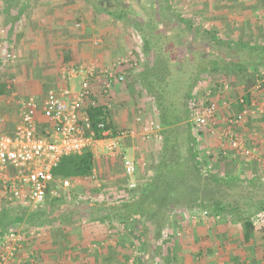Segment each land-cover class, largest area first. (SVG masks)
<instances>
[{"label": "crops", "instance_id": "obj_1", "mask_svg": "<svg viewBox=\"0 0 264 264\" xmlns=\"http://www.w3.org/2000/svg\"><path fill=\"white\" fill-rule=\"evenodd\" d=\"M232 6H228V8H232ZM256 8L259 7H251V9ZM67 10L69 11L65 16L69 18L72 14H74L72 18L80 14L76 7H69ZM239 10L241 11V9ZM24 11V2L16 4L11 3L10 0H0V83L5 85L4 92L0 94V117L4 120L2 132L6 134H11L19 123V103L24 100L22 97L32 96L41 102L48 88L67 87L76 90L73 81L77 78L66 81L59 79L58 72L61 66L73 63L80 66L92 65L97 70H110L124 56L113 53L119 52L129 45L127 39L114 37L110 40V48L106 49L107 52L101 45L94 54L87 55L79 48L83 45L81 42L86 40L74 38L78 35L74 32L73 27L67 26L65 23L62 24V22L53 23L51 18H44L42 15V18L36 22L32 18L30 23H24V19L21 18ZM74 11L76 13H73ZM59 19L61 20V17ZM246 21V18L240 20L242 27ZM212 34L231 45V41H224L214 33ZM234 44L238 45L239 43ZM233 46L235 45L230 47L233 49ZM245 46L248 47V45ZM260 46L263 47L262 44ZM61 48H67L66 55L61 51ZM226 50L224 49L222 52L225 57L227 56L226 58L233 56V60H235L233 62L246 63V61L236 60L237 56L248 53L246 49L241 53L237 49ZM10 51L16 53L15 61L9 65L10 67L1 66L3 56ZM155 53V49L148 52L144 49L136 52L133 50L128 63L121 67L117 66L113 70L116 74L131 75L139 88L134 89L135 83L126 82L125 78L122 84H113L109 93L111 108L108 114L112 129L135 132V136L120 140L122 152L125 156L137 161L139 165L142 162L145 163V166L139 168L136 175L138 185L144 181L142 177L152 175L153 165L151 166L149 162L154 161L156 157V144L150 141L141 144L137 137L141 124L135 122L139 116H141L142 122L151 117L158 121L155 102L145 91L141 90L139 84L141 73L146 68L151 69L155 64ZM214 54L212 48H209L204 54L197 53L195 57L193 56L190 63L191 66L195 64L198 66L202 72L200 77L208 74L209 63L213 60ZM255 56L251 55L252 58ZM225 66L221 67L225 69ZM228 66L230 67V65ZM177 69L176 67L175 71ZM258 70H264V66L258 67ZM251 73V70H247L248 75ZM128 80L130 81L131 78ZM233 80V83H228L229 89L223 97L236 110L234 102L238 97L235 100L232 99L231 91L234 85L241 84L240 89L243 92L239 95L240 98L251 92L256 83L253 78L252 83L248 81L251 83L249 87V84H245V77L241 73L235 74ZM93 85L94 91L100 86L96 82ZM198 87L195 88L192 95L201 91ZM209 87L212 90L214 88L213 85H208ZM254 95L260 112L251 118L248 117L242 128L234 129L236 137H243V130H245L246 133L258 131V137L264 138V86L261 91H255ZM154 109H156L155 112ZM36 121L39 131L43 123L42 117L38 116ZM216 121L218 122L219 118ZM250 127L253 130H249ZM217 139L218 137L213 136L206 142V146L210 147L213 155L219 153ZM97 154L93 157L94 179L84 181L83 183L87 182L84 187L78 189L71 187L69 193L64 191L62 196L49 197L50 193H48L44 203L39 207L32 204L21 206L14 200L4 198L0 183V237L1 234L10 231L25 234L21 254L28 255L27 259L23 260L19 254L11 264H130V262L131 264H141L138 257L143 255V251H141L139 242L135 239L131 229L117 231L112 226L113 224L108 227L105 225L106 223L94 218L96 215L93 210L85 208V205L107 204L108 199L112 200L115 196L124 198L126 194V179L121 160L103 152L102 147L98 148ZM233 158L235 157L231 153L224 155V158L219 157L225 161H231ZM54 184L55 182L51 184V191ZM98 194H102V196L104 194V199L101 202H93L91 198ZM57 197L64 198L63 201L70 204L61 205L59 211L54 212L51 202ZM29 217L42 219V223H36V227H31L32 222H27ZM220 217L222 218L219 220H200L197 223L179 218L175 226L169 225L166 229H169L168 234L170 235L171 231H180L181 236L167 238L163 236V241L148 264H264V213L258 212L253 216V223L257 224H253L254 230L248 240L243 239L244 229L242 227L236 228L229 224L237 222L239 225L238 221L225 216ZM28 233L35 235L29 237ZM163 249L164 254L159 255V251H163Z\"/></svg>", "mask_w": 264, "mask_h": 264}, {"label": "trees", "instance_id": "obj_2", "mask_svg": "<svg viewBox=\"0 0 264 264\" xmlns=\"http://www.w3.org/2000/svg\"><path fill=\"white\" fill-rule=\"evenodd\" d=\"M169 2L161 0V36L150 35L142 44L146 52L158 48L154 55L155 64L151 69L146 68L139 78L141 90L156 104L158 122L162 127V142L155 147L153 173L142 177L144 181L137 187V196L129 200L121 197L114 204L108 199L107 204L85 205V208L95 212L94 218L97 221L106 223L108 227L121 224L131 229L143 251V255L138 257L141 264H148L152 260L163 241L166 227L175 226L182 215L207 211L215 216L234 219L244 229L243 239L248 240L254 230L253 216L258 212L264 213V182L256 183L253 178H241L230 172L224 176L202 172L200 148L208 147V137L199 132L201 139H195L189 121L194 109V105L190 106L189 103L193 100L192 93L202 77L198 66L190 64L193 56L197 53L204 54L212 48L215 54L209 63L208 73L220 70L226 63L224 65H230L231 68L225 66V75L229 71L236 75L241 73L251 81L258 67L264 66V47L231 43L235 45L232 49L229 43L219 40L191 20L174 16L168 6ZM117 18L121 19V16ZM224 49H237L240 53L246 49V63L229 61L222 54ZM251 55L256 56L252 58ZM175 65L177 71L173 67ZM247 70L252 73L248 75ZM213 86L217 88L219 85L215 83ZM135 87L139 88L137 85ZM4 90L5 85L0 83V94ZM243 102L245 105L249 104L248 93L243 96ZM242 109L243 106L240 105L235 112ZM87 113L94 130L99 123L112 130L109 114L102 107L88 106ZM96 133L98 136L99 132ZM92 170L93 155L90 151H84L80 155L63 157L52 170V176L55 181L83 179L89 177ZM51 187L52 185L49 190ZM63 200L64 198L57 197L51 202L54 212L59 211L61 205L70 204ZM27 222H32L31 227H36V223H42V219L30 218Z\"/></svg>", "mask_w": 264, "mask_h": 264}, {"label": "built area", "instance_id": "obj_3", "mask_svg": "<svg viewBox=\"0 0 264 264\" xmlns=\"http://www.w3.org/2000/svg\"><path fill=\"white\" fill-rule=\"evenodd\" d=\"M96 43V42H95ZM130 53L121 58L114 68L121 67L129 61ZM16 55L13 51L5 53L1 66L13 64ZM113 69L97 70L94 66H80L70 63L60 67L58 77L61 81L79 78V86L76 90L67 87L57 89L48 88L44 99L38 102L32 96L26 97L19 104V123L14 127L11 134L2 132L4 120L0 117V183L2 196L8 200H14L21 206L28 204L37 207L44 203L48 193H52L49 187L56 182L52 176V170L60 160L66 156L80 155L84 151H90L94 156L98 154V148L111 157L121 160L123 174L126 179V194L124 198L129 200L137 196L136 175L139 168L145 163H137L133 158L127 157L121 150L120 140L135 136L130 130L106 129L105 124L99 123L96 130L93 129L87 107H102L106 112L111 108L109 93L113 84H122L125 80L124 74H116ZM255 86L251 92L250 102L245 105L243 97H238L234 104L236 107L242 105L240 112H234L222 118L220 129L216 121L219 110L228 109L223 95L228 91L229 85L226 81L219 83L213 90L209 87L202 92L192 95L193 100L189 103L194 105L190 113L189 121L192 125V133L195 139H201L199 132L207 138L218 137L219 153L212 154L208 147H201L202 158L201 170L210 173L214 161L231 153L233 157L256 159L258 144L261 142L257 133H253L248 139L251 143L244 145L241 137L234 135V129L242 128L248 117L259 113L260 109L255 101V91H261L264 86V70L253 73ZM100 86L96 91L94 83ZM138 84V83H137ZM101 101L100 103L98 101ZM195 101V102H194ZM155 107V106H154ZM154 112L156 109L153 110ZM42 117V127L37 130L36 118ZM141 124L137 134L141 144L154 142L157 145L162 142V127L154 118L142 122L141 116L135 119ZM96 131H98V136ZM215 156V157H214ZM204 159V160H203ZM95 173L83 179H61L57 180L63 191H69L71 187H77L82 182L94 179ZM69 193V192H68ZM67 193V196H68ZM104 194L94 195L93 202H101ZM115 199V198H114ZM116 199L111 204L117 203ZM259 218V216H257ZM193 223L200 220H219L220 216L209 214L207 211L187 213L181 216ZM256 218V219H258ZM255 219V220H256ZM254 221V220H253ZM254 224V223H253ZM117 231H125L121 224H113ZM165 230L164 237H180L181 232H170ZM28 233L27 236H34ZM25 234L20 232H6L0 237V264H11L16 260L23 249ZM21 257L27 258L26 253ZM131 264V262H130Z\"/></svg>", "mask_w": 264, "mask_h": 264}, {"label": "rangeland", "instance_id": "obj_4", "mask_svg": "<svg viewBox=\"0 0 264 264\" xmlns=\"http://www.w3.org/2000/svg\"><path fill=\"white\" fill-rule=\"evenodd\" d=\"M169 1L170 2L168 6L170 7L171 13L174 16H179L182 17L183 19L191 20L199 27L201 28L203 27V29H206L207 31L214 33L216 36H218L220 39L224 41H231V43H237V44L239 43L248 46H252V45L260 46V44H262L264 47V0H245V1L243 0L240 1L238 0H169ZM10 2L11 3L14 2L16 4L19 2H24L25 11L21 16V18L24 19L23 20L24 23H30L29 21H32L31 20L32 18H34L35 19L34 22H36L44 16V18L47 17L51 18L50 20L53 23L62 22V24L65 23V25L73 27L74 32L77 33L78 35L74 38L78 40H83V39L86 40L85 42H81V45L82 43L83 45L80 46L79 48L87 55L94 54L96 51H98L99 46L101 45L102 48L105 49V51L107 52V50H109L110 48L109 44L111 38L117 37L119 39L121 38L127 39L128 40L127 43L130 45V46L127 45L126 47L122 48L120 51L119 49H117L119 52L116 51L113 53V54L117 53L116 55L118 54L124 55L122 57L124 58L128 53L133 54V50H135V52L139 50L143 51L142 44L144 39H147V37L150 35L154 36L158 34V32H155V30L157 29V31H159L161 28V26L159 28L157 26L155 30H152V28H154V25L149 23V20L147 19L146 15H144V11L142 9L137 11L136 16L133 18L131 23H129L125 20H120L111 14L109 15L107 13H104V10H102V8L98 6H94V5L92 6L89 5L88 3L85 4V2H83L82 0H10ZM228 6H232V8H228ZM252 6H258L259 8L251 9ZM69 7L72 8L76 7V9L78 10L77 12L80 14L74 18H72L74 14H72L70 18L65 16L66 14H68L66 12L69 11L67 10ZM239 9H241V11ZM73 13H76V11H74ZM60 17L61 20L59 19ZM243 18H246L247 21L246 24L242 27L240 20H243ZM77 19L79 21H76ZM139 22L141 23L140 25ZM99 41L102 42V44H99L100 43ZM66 49L61 48V51H63L65 55L67 54ZM157 49L158 48H155V51H157ZM236 58H237L236 60L239 61H246L248 57L242 54L237 56ZM229 59L235 61L233 60V56H231V58ZM9 65L8 67H10ZM173 67L175 69V66ZM221 69L223 68L220 67V70L218 69L215 72H209L206 76H203L202 79H200V81L198 82L200 86L199 85H198L199 87L196 86L201 90L200 92H202L206 87H208V85H213L215 83L218 85L223 81H227V83H233L232 80L233 77L235 76L234 72L229 71L225 75V72L224 71L221 72ZM125 78H126V82H130L132 84L135 83L136 85V80H134L131 77V75L125 76ZM127 78L128 79L131 78V80L129 81ZM248 81L249 80H247L245 77V82H246L245 84H249L250 87L251 86L250 84L253 82V79L250 81L251 83ZM79 82H80L79 78L73 81L76 89L79 86ZM204 83H207V85H204ZM135 85H133L134 89H136ZM240 85L241 84L237 86L234 85V87L231 90L232 99L234 100L237 97H239V95H241V93L243 92L240 89L241 87ZM193 92H195V89ZM22 98L25 99L26 97H22ZM225 102L230 108L229 110L222 109L218 111L217 113L218 115L217 118H219L217 125L218 128H220V125L222 123L221 119L228 115H232L235 111V109L228 104L227 100ZM249 130H253V128L250 127ZM243 132L244 135L243 137L241 136V138L244 141V145L248 146L250 143L248 141V139L250 138L249 136H251L254 132L252 133V131H250L246 133L245 130H243ZM255 133H257L258 135V131H255ZM260 140L261 142L258 144V154L256 159H250V158L241 159L239 157H235L231 161L229 160L225 161L223 159H219V158L217 159L216 157V160L214 161V168H213L214 170L212 169L211 172H213V174L217 176H221V175L224 176L227 172H230L235 176H239L241 178H249V179L253 178L256 183L258 181L263 183L264 182V138L260 137ZM155 160L154 161L151 160L149 164L152 166L153 163H155ZM86 184L87 182L85 183L82 182L79 186H77V189L84 187ZM62 195H64V191L59 187L56 181L52 189V193L49 194V197H56ZM110 197L112 196L110 195ZM113 198H115L117 201H120L117 196ZM254 223L255 225L257 224L256 222ZM229 224L235 226L236 228H241L239 223H238L239 225H237V222L236 223L230 222ZM161 254L162 255L164 254V249L163 251H159V255ZM21 258L23 260L27 259L25 257H21Z\"/></svg>", "mask_w": 264, "mask_h": 264}, {"label": "flooded vegetation", "instance_id": "obj_5", "mask_svg": "<svg viewBox=\"0 0 264 264\" xmlns=\"http://www.w3.org/2000/svg\"><path fill=\"white\" fill-rule=\"evenodd\" d=\"M85 4L94 5L102 8L104 13L111 14L115 17L121 16L120 20L129 23L136 16L137 11L143 10L149 23L161 26V0H82ZM141 23L139 22V25ZM154 28H152L154 30ZM157 30V29H156ZM161 36V28L158 34Z\"/></svg>", "mask_w": 264, "mask_h": 264}]
</instances>
